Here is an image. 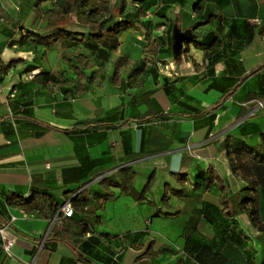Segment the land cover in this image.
Segmentation results:
<instances>
[{
	"label": "crops",
	"instance_id": "0c3cea01",
	"mask_svg": "<svg viewBox=\"0 0 264 264\" xmlns=\"http://www.w3.org/2000/svg\"><path fill=\"white\" fill-rule=\"evenodd\" d=\"M37 2L53 8L51 0H0V227L9 225L19 259L11 261L0 240V264H261L264 205L249 153L259 139L239 129L251 121L264 131V0H215L219 32L192 30L186 8L173 7L166 20L148 14L151 32L136 25L120 33L108 62L88 71L95 83L74 99L58 90L74 78L59 45L37 52L22 41L52 30ZM216 36L223 46L209 45ZM119 57L129 65L113 84ZM123 169L135 174L132 192L100 185ZM154 172L164 177L161 202L150 193L138 200ZM37 193L51 196L61 214L70 203L72 218L49 221L7 202ZM81 194L83 211L72 202ZM225 206L237 212L234 220L223 216ZM138 213L143 226H128ZM163 220L170 232L159 236L151 226L164 227ZM53 226L61 234L48 236ZM86 229L92 232L75 242Z\"/></svg>",
	"mask_w": 264,
	"mask_h": 264
},
{
	"label": "trees",
	"instance_id": "16d2710c",
	"mask_svg": "<svg viewBox=\"0 0 264 264\" xmlns=\"http://www.w3.org/2000/svg\"><path fill=\"white\" fill-rule=\"evenodd\" d=\"M53 8L44 10L40 8V2L34 5L35 11L45 17L48 28L51 32L48 34L32 33L24 37L22 41L37 52L41 49L51 48L59 45L61 59L73 72V79L59 81L58 90L66 99L81 97L88 92L95 83V74L88 73L99 63L108 62L111 51H116L120 47L119 34L136 25L142 26L147 33L151 32V21L146 20L148 14L166 20L167 13L177 6L189 9L194 17L195 23L192 30L203 27H209L208 30L222 31L223 16L218 12L215 0H51ZM179 22L177 19L175 23ZM216 36L210 46H223L224 41ZM168 43V42H167ZM195 46L201 48L202 43H196ZM128 59L119 57L114 61L113 75L111 80L113 84H118L121 79V71L128 68ZM140 72V70H137ZM36 77V76H35ZM264 97H261V99ZM240 134L247 137H257L259 143L252 146L249 153H253L254 159H257V165L254 171L260 177L262 187V204L264 205V131L259 125L245 121L239 129ZM178 182L184 186L185 174L176 175ZM135 174L129 169H123L121 176L117 180L104 178L100 185L105 186L106 190L110 187L120 188L124 192L132 189ZM148 181L142 192L137 193L140 200L149 191ZM205 184V185H204ZM213 184V177L204 180L203 191H207ZM195 188L197 185L194 186ZM185 190L182 188L173 191V194L182 196ZM106 194V197H109ZM167 196L163 197V204L167 202ZM87 198L85 195H78L72 199L76 210L83 211L86 206ZM249 199H241L248 201ZM8 204L21 208L30 215H38L47 220L57 219L63 221V214L59 213V206L56 201L46 193H37L25 199L19 196H11L7 200ZM228 206H225L222 214L228 220H234L238 214H231ZM74 214V213H73ZM72 218V216H71ZM90 230H82L74 235L75 242L79 243ZM264 232V230H263ZM61 234V233H59ZM53 226L48 236L59 235ZM173 253L171 249L164 248L162 251ZM90 262V261H87ZM261 264H264V260Z\"/></svg>",
	"mask_w": 264,
	"mask_h": 264
},
{
	"label": "rangeland",
	"instance_id": "374dc122",
	"mask_svg": "<svg viewBox=\"0 0 264 264\" xmlns=\"http://www.w3.org/2000/svg\"><path fill=\"white\" fill-rule=\"evenodd\" d=\"M160 176V175H159ZM159 178V177H158ZM163 180H164V177H163V174H162V176H160V178H159V180L157 179V174H155V172L154 173H151V174H149L148 176H147V181H146V183L145 184H143L144 186L142 187V188H144L145 186H146V184L148 183V181H150L151 183L149 184V191L147 192V194H149L150 193V195L152 194V195H154L155 196V198L157 199V202H161V199H160V195H161V193H162V190H163V187H164V182H163ZM138 186H141L140 185V182H138L137 183V187ZM235 200L236 199H232V203H234L235 202ZM152 210L153 211H155V209H153L152 208ZM146 212V211H145ZM145 212H144V215L146 216V217H148L147 215L148 214H145ZM129 215H132V213L131 214H129ZM141 216V217H140ZM151 216H153V215H151ZM151 216H150V218H151ZM132 217V216H131ZM134 217V216H133ZM142 215L140 214V213H138L137 215H136V224L134 225L132 222L131 223H127V221H126V219H124L125 220V222L128 224V226H131V227H135V228H137V229H139V228H141L142 226H143V223H142ZM154 221H156V218H154ZM175 221V220H174ZM176 221H178V220H176ZM165 223V224H164ZM176 224H177V222H175ZM158 224L156 223L154 226H151V230H156V232H157V234L160 236V235H167V234H169V230L168 229H166V226L167 227H170L164 220L162 221V225H164V227H160L161 225H159V226H157ZM170 230H171V228H169ZM172 230H174L175 232H176V229L175 228H173ZM112 232H114V231H112ZM118 232V231H117ZM163 233V234H162ZM171 233H172V231H171ZM262 256H263V258H264V248H263V251H262Z\"/></svg>",
	"mask_w": 264,
	"mask_h": 264
},
{
	"label": "built area",
	"instance_id": "2783aa9c",
	"mask_svg": "<svg viewBox=\"0 0 264 264\" xmlns=\"http://www.w3.org/2000/svg\"><path fill=\"white\" fill-rule=\"evenodd\" d=\"M257 23L260 24V22H258V21H257ZM35 76H36L35 73H31L30 75H28L27 79L33 80L35 78ZM16 93H17V90L13 89L11 95H15ZM263 106H264L263 102H258V107H263ZM61 211H62L63 216L66 218H70L74 213V209H73L72 205L68 202L62 206ZM55 221H57V219H55ZM8 228H9L8 224L0 227V240L2 243V250H3L4 254L11 261H18L19 260L18 257L13 252L15 240L9 235Z\"/></svg>",
	"mask_w": 264,
	"mask_h": 264
},
{
	"label": "water",
	"instance_id": "95a60500",
	"mask_svg": "<svg viewBox=\"0 0 264 264\" xmlns=\"http://www.w3.org/2000/svg\"><path fill=\"white\" fill-rule=\"evenodd\" d=\"M174 38H175V51L178 52L182 47L183 35H180L179 33H177L174 36Z\"/></svg>",
	"mask_w": 264,
	"mask_h": 264
}]
</instances>
